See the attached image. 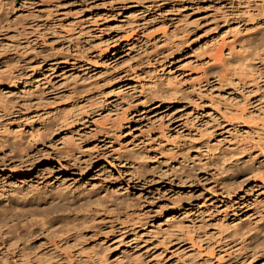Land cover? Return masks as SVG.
Returning a JSON list of instances; mask_svg holds the SVG:
<instances>
[{
  "label": "rangeland",
  "instance_id": "374dc122",
  "mask_svg": "<svg viewBox=\"0 0 264 264\" xmlns=\"http://www.w3.org/2000/svg\"><path fill=\"white\" fill-rule=\"evenodd\" d=\"M248 12H264V0H0V124L25 142L50 104L57 103L51 107L58 113L82 112L79 122L53 136L57 147L49 153L40 146L30 163L15 160L18 167L0 161V198L17 192L24 202L48 188L90 205L130 203L129 210L98 208L84 238L72 242L73 252L83 248L98 264L100 258L107 264L205 263L204 254L188 240L179 244L172 236L178 231L169 230L181 220L192 225L199 215L235 222L264 216V178L224 196L206 159L243 138L209 106L212 98L221 106L224 94L264 105L262 43L252 41L248 49L258 69L253 84L211 87L209 70L201 74L215 42L254 33L245 29L256 25ZM74 90L80 92L75 101ZM180 150L187 162L170 158ZM174 166L199 184L181 185ZM178 199L190 200L188 216L175 207ZM41 245L48 246L40 238L35 246ZM239 254L226 252L211 264H243ZM64 257L57 254L54 263ZM250 264H264V255Z\"/></svg>",
  "mask_w": 264,
  "mask_h": 264
},
{
  "label": "bare ground",
  "instance_id": "6f19581e",
  "mask_svg": "<svg viewBox=\"0 0 264 264\" xmlns=\"http://www.w3.org/2000/svg\"><path fill=\"white\" fill-rule=\"evenodd\" d=\"M247 14L248 21L256 23V25L245 26V29L251 27L254 33L237 40L235 36L234 41L230 44L215 42L200 63L203 71L205 68L201 74H206L209 70L207 84L211 87H215L214 84H218L220 87L234 84L245 87L253 84L256 80L255 75L258 73V69L252 62L253 52L248 49L252 41L264 44L262 33L264 12L258 16L251 12ZM237 29L240 28L237 27ZM262 74L259 73L258 79L262 78ZM173 89L179 90L177 93L182 90ZM225 95L227 103H223V107L219 101H214V98L211 99L209 106L213 108V111L214 109L217 111L222 121L228 124L227 126L243 133V138L227 149L229 151L220 149L212 157L207 153L206 159L214 166L216 182L222 190L221 195L233 196L251 179L259 176L264 178V105L255 103L252 99H248L246 102V98H242V96L241 99L240 96H227L226 98ZM79 96L80 92L74 90L70 98L75 101ZM219 96L223 97V95ZM167 99H171V97H167ZM260 99L259 102H262L264 95ZM74 103L76 102H73L72 106L75 105ZM55 104L57 103L50 104L42 111V114L37 118L38 125L36 127L34 125L37 120L33 121L31 125L32 138L25 142L11 135L12 132L7 124L1 122L0 127L4 128V131L0 161L18 167L20 165L15 160L27 158L26 163H30L32 161L30 160L31 154L40 151V146H42V151L47 153L51 148L57 147L53 136L79 122L82 112L64 109L58 113L59 108L51 107ZM217 105L218 108H216ZM57 115L60 117L55 120L54 117ZM205 130H209V128ZM211 133L213 134L212 131ZM46 136L49 138L45 141ZM23 150H26L24 154ZM59 154L61 156L62 153ZM68 155L67 153L66 156ZM196 156L198 157V155ZM186 157L187 154L180 150V153L172 155L170 158L177 162H187ZM181 171V166L180 169L174 166L172 172L177 174ZM154 172L157 171H150V178H154ZM178 179H180L181 185L199 184L196 175L191 176L184 172L179 174ZM54 190L45 188L34 191L30 195V199L24 200V202L17 192H12L5 202L3 198H0V264H98L91 255H82L85 251L83 248L80 249L81 251L73 252L77 245L72 242H80L84 238L83 230L97 220V212H100L98 208H110L119 204L121 209L129 210L132 207L130 203L114 201L111 205H105L100 200L91 202L92 205H90L87 202L75 201L66 192ZM174 203L175 207L181 208L187 216L191 213V209L190 211L188 209L191 208L189 199H178ZM203 206L200 205L199 208ZM122 213L123 211L118 212V214ZM110 214H114L113 211ZM260 216L262 217L257 221L250 218L245 222H235V220L228 221L226 217L217 219L215 216L208 219L199 215L195 218L194 224L188 225L181 220L174 229L172 227L169 231H178V233L173 231L172 236L179 244L188 240L194 249H197L200 254H204L202 259L205 263L203 264H211L217 257L229 251L240 253L239 255L244 256L243 264H250L264 255V216L263 214ZM110 217L116 221H119L120 218L117 215ZM40 238L45 240L48 246L41 245L37 248L35 244ZM44 249L49 250L45 254H41ZM50 251H53L54 254H47ZM57 254L65 255V261L54 263ZM104 259L100 258L99 264H107L108 259Z\"/></svg>",
  "mask_w": 264,
  "mask_h": 264
}]
</instances>
